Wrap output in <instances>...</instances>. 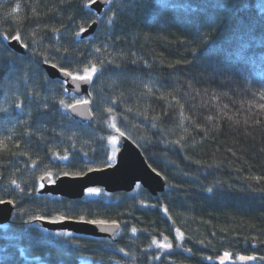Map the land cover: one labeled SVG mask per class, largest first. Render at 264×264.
I'll list each match as a JSON object with an SVG mask.
<instances>
[{
    "label": "trees",
    "instance_id": "16d2710c",
    "mask_svg": "<svg viewBox=\"0 0 264 264\" xmlns=\"http://www.w3.org/2000/svg\"><path fill=\"white\" fill-rule=\"evenodd\" d=\"M86 2L0 0V32L19 30L29 45L18 55L0 40V60L15 65L0 66V107L9 108L0 113V199L16 205L13 220L0 226V264H219L225 251L235 264H264V0H113L103 19ZM96 21L94 35L75 38L79 26ZM45 56L79 74L90 62L100 67L90 88L92 123L59 105L77 97L46 75ZM17 99L23 113L14 109ZM113 123L165 178L162 194L142 186L114 194L100 188L79 200L39 194L48 172L56 180L113 165ZM33 216L115 220L121 231L112 240L48 232ZM165 235L170 251L152 244ZM241 254L258 259L235 260Z\"/></svg>",
    "mask_w": 264,
    "mask_h": 264
},
{
    "label": "water",
    "instance_id": "95a60500",
    "mask_svg": "<svg viewBox=\"0 0 264 264\" xmlns=\"http://www.w3.org/2000/svg\"><path fill=\"white\" fill-rule=\"evenodd\" d=\"M108 6L95 4L92 7L97 10L95 13L99 16L98 13H104V10ZM97 28L98 22L96 21L91 24L88 32L83 34L82 38L91 37L96 33ZM8 47L18 55L27 54V49L22 47L21 42L10 40ZM42 66L50 80L60 81L63 78L58 67L53 68L52 64L48 63H43ZM91 85V82H81L79 84V97L71 92L68 94L76 96L77 98H87L90 100L91 95L89 93ZM72 86L73 84L69 79V87L71 88ZM68 113L74 120L76 119L83 124L92 123L95 119L92 114L91 104L88 107H77L75 111L68 110ZM115 135L117 136L119 148L116 152V160L113 165L77 177L60 176L55 180V183L42 181L45 186L38 190L39 194H49L55 197L60 196L67 200H79L86 196L85 189L88 187L102 188L108 194L120 192L131 193L135 190L137 184L147 190L150 195L157 197L159 194H162L167 187L165 178L152 170L153 168L147 163L145 155L129 137L126 135L119 137L117 133ZM15 212V203L0 205V226L9 224L15 217ZM35 222L48 232H67L96 239L103 238L112 240L121 231L119 224L118 227L110 224L108 226H98L73 219L59 220L55 223L51 222V220H36Z\"/></svg>",
    "mask_w": 264,
    "mask_h": 264
},
{
    "label": "snow or ice",
    "instance_id": "6c2138e0",
    "mask_svg": "<svg viewBox=\"0 0 264 264\" xmlns=\"http://www.w3.org/2000/svg\"><path fill=\"white\" fill-rule=\"evenodd\" d=\"M113 2V0H87V2L84 4V8L87 9L89 12H96V9H93V5L95 4H100V5H110ZM18 7V6H17ZM125 9H120L119 14L123 15ZM13 11H16V9H13ZM99 18L103 19V13H98ZM116 18H117V12L113 11L112 12V16L108 17L107 19V24L109 25H114L116 23ZM91 27V25L89 24L88 27H85L83 25L79 26L78 29L75 31V38H82L83 34L88 32V28ZM54 32H59L60 29H53ZM0 40H2L5 44H7L9 42V40L11 41H16V42H21L22 41V36L20 31L18 30L14 35L9 36L7 33H2L0 32ZM23 48H28L29 45L27 44H22ZM56 51H60L59 48L56 49ZM95 51L97 53H99L101 51V49L99 47H97L95 49ZM64 52L67 53L68 49H64ZM3 56V53H0V57ZM67 57H65L66 59ZM47 57L45 56V63H47ZM100 65L102 66L104 64V61L101 60ZM3 64H7L11 67H14V62L11 58L7 59V60H0V66H2ZM53 68H56L57 65L56 64H52ZM101 71L100 67L97 66L96 63H91L90 62V66H85L83 68V74H79V73H74L72 71H69L67 68L65 67H60L59 68V72L62 73L63 78L59 81V83L62 85L63 87V92L65 94H68L69 92L74 93L77 97H79V92H80V88H79V84L81 82H92L94 77L97 76V74ZM69 79L71 80L73 86L70 88L69 87ZM147 87V85H145ZM149 91H151V88H149ZM38 95V94H37ZM89 95H91V93H89ZM28 99L31 101L34 99L33 95L31 93L28 94ZM261 99L264 100V94H261ZM59 105L61 107H63L65 110H71V111H75L77 109V107L83 106V107H88L92 101L87 99V98H76L74 100L73 103H66V101L64 99H60L59 100ZM113 104H115V101H112ZM41 104L43 106L44 109L48 108V104L44 103L43 100L41 101ZM41 105L38 104L37 107L39 108ZM260 107L262 109H264V104H261ZM14 109L15 110H19L21 113H23L24 111V105H23V101L17 99V101L14 103ZM107 112L111 113L113 111V109L111 107H109L107 110ZM0 113H3L4 115H9V108L7 107H0ZM44 115H47V112L43 113ZM181 115H183V113H181ZM28 117L29 119L31 118V113H28ZM209 120L212 119V117H208ZM229 119H232V117H229ZM16 120L18 123H27V120H24L21 118V116H16ZM235 123H239V121H235ZM245 123H247V121H245ZM257 123H259V121H257ZM156 125L153 124V127H155ZM111 127L113 129H115V132L119 135V137H124L125 133L123 131H121V129L119 127H117L116 123H113L111 125ZM26 134H28L29 136H31L33 134V129L31 127L26 128ZM9 139H11V137H9ZM109 142L112 145H116L117 144V136L116 135H110L109 136ZM181 139H183V137H181ZM3 142L0 141V144H2ZM175 143H179V141H176ZM4 147H6V145H4ZM16 147H19V145L17 144ZM22 155H24V153H21ZM85 155H87L85 153ZM57 159L61 160V161H67L69 160V155H59L57 154L56 156ZM114 158V155L109 157L108 159L111 160ZM33 168H35L37 165L35 162L32 163L31 165ZM99 169L96 168H91L89 167L87 169V172H93V171H98ZM154 172L156 171V169H152ZM86 173L84 172H77L75 174L69 173V172H63L62 175L64 176H70V175H74V176H81V175H85ZM257 180H259L260 178H255ZM41 181H46V182H50V183H55V180L53 179V174L51 172H48L46 174V176H42L40 177ZM11 184L14 185L17 189H19L21 192L24 191L23 188L20 187V185L17 183L16 180H12ZM45 185L44 183L40 184V188H43ZM140 185L137 184V187H139ZM101 189L98 187H88L85 189V192L89 195H99L101 193ZM208 192H212L213 189L212 188H208L207 189ZM14 201L13 200H4V199H0V205L2 204H13ZM164 211V213L167 215L168 213V209L167 207H163L162 209ZM68 217L65 216H61L60 220H65ZM33 220H44L45 217L44 216H33L32 217ZM80 221L82 222H87L89 224H93V225H98V226H108L109 224L112 226H117L118 227V222L113 220L111 222L107 221V220H103V219H90L85 221V218L83 216L79 217ZM51 222L55 223L56 220H51ZM132 233L135 234L137 232L136 228H132ZM177 235L174 239H176L177 241H179L182 245L184 239H185V234L179 229L176 228L175 229ZM68 235H71V233H68ZM200 243H204L203 241H200ZM152 244L155 245L158 248L164 249L166 251H170L173 249V243L172 241L169 239L168 236H163L162 240H156L153 239L152 240ZM121 252H124V249L121 248L120 249ZM185 251L191 252L192 250L190 248L185 249ZM127 254V253H125ZM156 259H159V257H156ZM206 259L208 260H212L213 257L208 256L206 257ZM258 257L255 255H239L237 257H235V260H238L240 262H246V261H255L257 260ZM260 260H264V257H259ZM219 260V264H226V261H232V264H235V261H233V257L232 254L228 251H225L221 256L218 257Z\"/></svg>",
    "mask_w": 264,
    "mask_h": 264
},
{
    "label": "rangeland",
    "instance_id": "374dc122",
    "mask_svg": "<svg viewBox=\"0 0 264 264\" xmlns=\"http://www.w3.org/2000/svg\"><path fill=\"white\" fill-rule=\"evenodd\" d=\"M117 146H118V144H116ZM118 150V149H117ZM117 152V151H116ZM115 155H116V153H115ZM89 195V194H88ZM226 262H228V261H226Z\"/></svg>",
    "mask_w": 264,
    "mask_h": 264
}]
</instances>
